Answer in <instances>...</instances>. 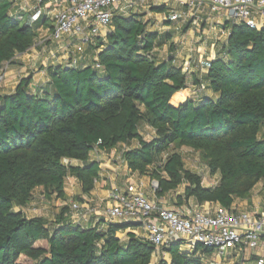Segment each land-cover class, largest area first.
Masks as SVG:
<instances>
[{
    "label": "trees",
    "instance_id": "1",
    "mask_svg": "<svg viewBox=\"0 0 264 264\" xmlns=\"http://www.w3.org/2000/svg\"><path fill=\"white\" fill-rule=\"evenodd\" d=\"M12 3L0 0V73L37 37L36 22L18 18ZM139 16L113 14L104 38L89 46L102 69L50 64L47 87L32 90L28 75L11 93L0 94V264L151 263V242L131 231L118 235L132 222L85 227L65 216L67 205L53 221L14 209L26 205L37 187L47 198L65 200L68 176L88 193L100 170L91 151L119 144L126 145L121 156L128 169L157 183V198L184 185L178 205L194 198L230 209L262 182L264 209V25L233 23L208 65L206 79L216 97L173 106L172 95L189 86L187 76L168 61L157 62L154 48L162 41ZM36 20L48 25L43 16ZM142 126L152 129L149 137ZM180 147L200 153L209 173L218 176L215 184L204 185L201 174L185 167ZM39 240L47 246H35ZM182 244L175 240L163 248L170 264H201L196 251H181ZM21 255L31 262L18 261Z\"/></svg>",
    "mask_w": 264,
    "mask_h": 264
},
{
    "label": "crops",
    "instance_id": "2",
    "mask_svg": "<svg viewBox=\"0 0 264 264\" xmlns=\"http://www.w3.org/2000/svg\"><path fill=\"white\" fill-rule=\"evenodd\" d=\"M34 3L35 0H13L11 11L18 16H22L23 18L28 17L32 22H36L37 39L40 36V30L42 29L43 24L42 22L38 24V21L36 20L38 17H36V14L31 10L29 11L30 6ZM152 6H161V8L159 11H153L151 9ZM112 10L113 14L123 16L139 14V17L144 22H147V28L156 32L159 41H162V43L154 48V55L157 62L168 61L181 68L182 72L187 76L189 86L172 95L170 99L171 105L178 106L184 103L187 99L196 100L203 95L212 98L216 97V94H214L208 86L206 74L209 62L215 59L218 55L221 45L226 42L229 36L231 25L234 23L228 18L224 10H216L209 0H203L196 9H192L183 3L167 2L165 0H118ZM173 13L177 14V19L175 20L170 18ZM36 41L37 40H35L33 46H31L26 52L16 54L12 63L6 64L4 81L3 84L0 83V94L11 93L19 79L28 75L32 76L30 84L32 90L47 87L50 81V78L45 71L47 65L61 64L71 66L73 64L69 58L78 56L79 59L75 65L86 66L93 63L96 58L93 49L89 46H81L80 50H78V45H76V48L74 44L75 42L70 45L67 52L62 51L61 44H48V49L43 52L42 56H39L40 54L37 52L41 50V46L39 44L36 45ZM196 79L205 86V89L198 95L192 93L197 85L194 83V80ZM141 129L142 133L146 132L147 135L152 133V129L148 126H142ZM135 144L136 143L132 142V145ZM125 147V144H119L110 151H91L90 159H96L99 162L100 170L98 181H96L94 188L88 193L82 192L81 185L73 176L66 177L65 200H69V203L66 204L68 209L69 204L72 201H78L81 203V209L77 212L80 216L84 215L86 212L85 207H90L93 210H96L98 214L101 213V215L93 213L89 216L85 215L81 220L76 222L74 217L71 218V213L67 210L65 216L68 219L74 223L82 224L85 227H92L97 224L99 228H104L110 220L106 218L103 211L111 205L108 195L113 188H119L122 191H129L130 189L138 190L149 199L156 200L159 205L182 212L188 210L186 205H188L189 208H192L199 204L194 198H189L181 205H178L176 203L178 193L175 194L174 201L171 200L172 194H168L166 197L157 198L151 187L153 180L146 175H140L137 172H132L128 169L121 156V151ZM74 161L79 162L77 160ZM212 178L217 179L218 176L214 175ZM71 179L76 182V187L72 189L77 190L75 196H78L79 199L75 198V196L71 199L68 198L70 194H68L67 190L71 191L72 189L67 188L66 184L67 182L69 183ZM39 188L41 187H37L35 190ZM252 191L249 198L235 199L232 204L233 208L254 212L264 210L262 207V193L258 200L257 198H253ZM53 199L54 198H46L44 201L42 198L39 202H35L38 204V207L36 206L38 210H33L35 214L26 213L25 210V207L27 208L33 203L31 202V199L26 205L15 206L16 208L14 207V209L21 210L26 217L44 216L48 221H53L56 214L60 211V209L56 210L53 207L51 208L52 205L57 204V202L54 203ZM58 200L60 199L58 198ZM201 204H204V206H206V204L212 206L218 205V203L215 202H203ZM42 210H45L47 216H45V213L41 212ZM74 216H76V214ZM111 221L116 222L118 220ZM132 223L135 224V226L127 228L124 234L131 231L138 236H143L144 233L141 225L137 222ZM180 249L184 252H191L184 244H182ZM263 250L264 248L262 247L252 253H261ZM165 254L168 255L167 259L164 257ZM160 259H163L167 264H170V255L168 252H163L159 255L153 253L150 264H155ZM235 259L239 262L241 256H236Z\"/></svg>",
    "mask_w": 264,
    "mask_h": 264
},
{
    "label": "built area",
    "instance_id": "3",
    "mask_svg": "<svg viewBox=\"0 0 264 264\" xmlns=\"http://www.w3.org/2000/svg\"><path fill=\"white\" fill-rule=\"evenodd\" d=\"M165 1L183 3L196 9L203 0ZM209 1L216 10H224L234 23H245L256 29L264 25V0ZM117 2L118 0H35L29 11H33L36 17L43 16L48 20V25H43L40 30L44 32L43 38L37 41L41 46L40 51H45L48 44H61L64 52L74 42L75 46L78 45V50L81 46L94 44L96 38L104 37L109 29L112 9ZM170 18L177 19V14L173 13ZM94 53L96 56V51ZM69 59L75 65L79 57ZM93 65L102 69L97 56ZM3 77L4 72H1L0 81ZM204 89V84L199 83L192 93L198 95ZM216 181L214 178L210 185ZM156 186L157 183L152 181L153 190ZM108 199L111 205L103 211L106 218L110 221L139 223L144 233L141 237L154 245L156 255L165 252L163 248L172 241L180 240L191 252H197V245H201L203 254L220 260L241 256L239 264H264V250L252 253L264 248V210L254 212L237 210L233 206L228 209L219 204L204 206L199 203L182 212L161 206L138 190L122 191L119 188L111 189ZM85 208L86 212L80 216L77 212L81 209V203L72 201L68 209L71 218L74 217L78 222L91 213L101 215L90 207ZM205 249H209V252L204 251ZM216 263L219 264L214 261Z\"/></svg>",
    "mask_w": 264,
    "mask_h": 264
},
{
    "label": "rangeland",
    "instance_id": "4",
    "mask_svg": "<svg viewBox=\"0 0 264 264\" xmlns=\"http://www.w3.org/2000/svg\"><path fill=\"white\" fill-rule=\"evenodd\" d=\"M43 35H44V32L43 31H41L40 32V36L36 39L37 41L38 40H41V38H43ZM37 41H36V45H37ZM48 48H46V50H47ZM45 50V49H44ZM45 50V51H46ZM43 50L42 51H38L37 53L38 54H40L39 56H42L43 55ZM3 81H4V77H3V79L1 80V82L0 83H2L3 84ZM144 135H145V137H149V134L147 135L146 134V132H144L143 133ZM261 136L262 137H264V127L262 128V131H261ZM178 151L182 154V156H183V160H184V164H185V167L186 168H188V169H190V170H192V171H195V172H198L199 174H201V176H202V178H203V184H205V185H210V182L214 179V178H212V176H214V175H211L210 173H209V171H208V168H207V166L205 165V163H204V161H203V159H202V157H201V155H200V153L198 152V151H195V150H193V149H190V148H188V147H180V148H178ZM93 154V153H92ZM69 162L70 163H73V164H76V163H79V162H75L74 160H69ZM76 182L75 181H73V179H71L70 180V182L68 183L67 182V184H66V187L67 188H75L76 187V184H75ZM183 186L184 185H180L176 190H174V191H172L170 194H172L171 195V200L172 201H174L175 199V194H179V193H182V191H183ZM262 188H263V185H262V182H258L257 184H256V186L254 187V189H253V191H252V195H253V198L255 199V198H257L258 200H259V198H260V195H261V193H262ZM77 190H75V189H72L71 191H69V190H67V192H68V194H70L69 196H68V198L69 199H71V198H74V196L77 194V193H75ZM43 196V197H42ZM250 196H251V194H250ZM249 196V197H250ZM248 197V198H249ZM42 198H43V200L45 201V199L47 198V197H45V195H44V192H43V189L42 188H39V189H37V190H35L34 192H33V195H32V198H31V202H33V203H31L30 205H29V207H25V210H26V213H31V214H35V212L33 211L34 209H37L36 208V206L38 205L37 203H35V202H39L40 200H42ZM50 198H54L53 200H54V203L55 202H57V204L56 205H52L51 206V208L53 207L54 209H60L61 208V206H63V204H64V202H65V204L64 205H66L67 203H69V200H65V201H63V200H58V198H56L55 196H53V197H50ZM58 200V201H57ZM44 203V202H43ZM256 203H257V200H256ZM187 206V208H189V206L188 205H186ZM38 207V206H37ZM68 207V206H67ZM16 208V207H15ZM184 209H185V207H184ZM38 210V209H37ZM41 212H43V213H45V210H42ZM45 216H47L46 215V213H45ZM50 217V216H49ZM125 231H123V232H120V233H118V235H119V237H121V238H124L125 237ZM35 246H42V247H46L47 246V243H46V241L45 240H40V241H37L36 243H35ZM202 249H203V246H201V245H199L198 246V248H197V254H196V256L197 257H199L200 258V262H201V264H214V261H217V262H219V264H239V262H237L236 261V259H235V257H233L232 256V258H227V259H225V260H220L219 258H217V257H212V256H210V255H208V254H203V251H202ZM198 251H200V252H198ZM249 256V255H248ZM164 257L167 259L168 258V255L167 254H165L164 255ZM228 257V256H227ZM18 261H20V262H25V263H30L31 262V260L30 259H28V258H26L25 256H20L19 258H18ZM216 264H218V263H216Z\"/></svg>",
    "mask_w": 264,
    "mask_h": 264
}]
</instances>
